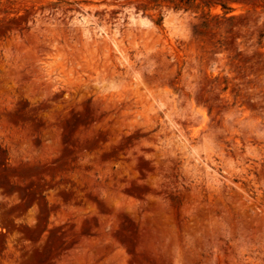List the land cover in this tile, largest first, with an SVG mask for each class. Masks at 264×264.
Returning a JSON list of instances; mask_svg holds the SVG:
<instances>
[{
	"label": "rangeland",
	"instance_id": "1",
	"mask_svg": "<svg viewBox=\"0 0 264 264\" xmlns=\"http://www.w3.org/2000/svg\"><path fill=\"white\" fill-rule=\"evenodd\" d=\"M0 264H264V0H0Z\"/></svg>",
	"mask_w": 264,
	"mask_h": 264
},
{
	"label": "bare ground",
	"instance_id": "2",
	"mask_svg": "<svg viewBox=\"0 0 264 264\" xmlns=\"http://www.w3.org/2000/svg\"><path fill=\"white\" fill-rule=\"evenodd\" d=\"M106 33H107V31H106Z\"/></svg>",
	"mask_w": 264,
	"mask_h": 264
}]
</instances>
